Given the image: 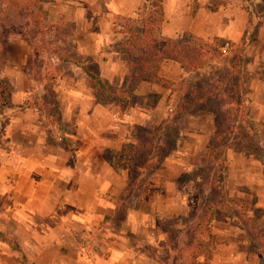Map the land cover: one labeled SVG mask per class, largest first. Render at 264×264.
<instances>
[{
    "label": "crops",
    "instance_id": "1",
    "mask_svg": "<svg viewBox=\"0 0 264 264\" xmlns=\"http://www.w3.org/2000/svg\"><path fill=\"white\" fill-rule=\"evenodd\" d=\"M161 3L159 33L176 38L186 30L182 25H188L183 23V1ZM40 4L46 22L72 25L66 37L57 36L56 45L84 58L60 62L50 57L51 64L70 74L55 78L49 103L40 97L42 85L36 93V100L50 109L49 122L27 103L30 94L22 63L30 51L28 44L17 35L4 40L0 75L10 90L9 105L0 110V264H162L157 250L166 249L167 230L178 234L182 227L175 222L166 229L158 221L180 220L189 213H195L196 220L212 201L207 198L209 186L178 188L179 177L203 166L206 133L196 128L198 122L192 116H179L175 123L185 120L187 126L178 131L177 147L144 178L145 191L132 201L131 193L124 199L127 206L118 221L121 205L114 201L121 203L124 197L126 173L114 171L101 153L110 148L117 154L120 145L131 139V125L160 122L171 109L173 94L139 82L132 95L142 98L151 90L158 94L154 106L146 110L128 100L119 113L111 101L95 102L84 71L96 72L111 87L126 85L125 56L116 48L126 34L114 31L113 16H135L142 0H43ZM88 7H92L91 16ZM99 12L101 18L93 19ZM222 15L224 28L216 35L236 42L244 29V16L234 22L226 12ZM254 30L251 42L255 46L250 50L248 45L245 56L257 70H264V20ZM173 66L184 70L172 61L161 64L162 68ZM247 85V118L258 126L256 137L264 148V79L252 78ZM225 156L222 186L226 196L245 199L249 191L255 197L251 206L264 208L261 163L237 150L228 149ZM198 178L195 174L188 184ZM220 213L223 223L230 219L224 210L213 211L212 232L220 240L212 247L211 264H263V249L248 259L245 228L215 226ZM234 213L237 217L235 209Z\"/></svg>",
    "mask_w": 264,
    "mask_h": 264
},
{
    "label": "rangeland",
    "instance_id": "2",
    "mask_svg": "<svg viewBox=\"0 0 264 264\" xmlns=\"http://www.w3.org/2000/svg\"><path fill=\"white\" fill-rule=\"evenodd\" d=\"M43 1V0H42ZM41 1V2H42ZM184 4L185 14L183 16V23H188V25H182V27L186 30H183L178 34L176 38L173 39H187L189 37L197 38L199 36H203L205 40H211L217 36L216 34L218 31L224 28V16L222 13H227L230 18L234 20H238L240 16H244L246 26V45L244 47L243 52V62L241 66L231 69L229 67V62L232 61L233 54L230 52L229 55L226 57L225 60H214L205 67L195 70V71H180L177 66L169 67V68H162L160 66L159 72L167 78L172 80H179L183 79L187 81L191 86L194 88H201V89H211L213 92L211 96L207 99V101L203 104H198L194 107V109L187 113L190 117L192 116L195 119L197 126L196 128L202 131H205V143L206 148L208 147H216L219 149L216 141H212L210 139V133H216L220 130H223L227 127L225 119L226 113L228 111L232 112V119H233V128L231 137L234 139L235 143H237L240 148L244 149L246 155L251 157V159L256 160L258 163H261L262 170L264 172V148L261 146L260 139L256 137V129L257 125L251 122L247 116L246 121H248V125L244 124V121L241 120V109L237 108V104L230 103L231 97L226 94L227 88H230L233 92L235 91L239 96L240 99L247 107V114L249 111V106L246 104L245 99L249 97V88L247 82L250 81L252 78L256 79H264V70H257L256 64H252L249 58L245 56L246 48L249 45V48L253 49L255 46L253 37L255 34L254 28L262 23L264 20V0H182ZM5 0H0V57L2 58V54L4 51V40L8 36L17 35L19 36L26 44L30 51L28 55L23 59L22 69L27 71L26 80L28 82V89L26 91L29 92L30 98L28 100V105L30 107L35 106L37 108V112L46 116L47 121L50 122V109L48 106L41 104L37 99L36 93L40 91V86L42 85L43 94H41V98L46 100V103L50 101V91H46L44 86L50 84L51 81L55 83V78L59 77L60 75L67 76L70 74V71H67L66 68L60 66H54L51 64L50 57L56 56L51 52L53 44H56L57 36L61 37L64 36L63 34H70L71 26L67 25L68 22H57L54 25L46 22L45 19V10L41 8V4H39V9L43 12V22L46 28H42L43 36L41 37L38 33L32 29L26 18L17 15L20 12H11L8 10L5 11ZM88 15H92V7H88ZM6 12V14H5ZM8 12V13H7ZM15 13V14H13ZM16 15V16H15ZM102 13L99 12L98 14H93V19H100ZM11 17L12 19L8 18ZM134 18L137 15L133 16ZM247 17H249V21L246 22ZM8 18V19H7ZM113 19H116V15L113 16ZM70 24V23H68ZM52 25V26H50ZM238 25V23L236 24ZM181 27V26H180ZM193 31H190V30ZM244 30V29H243ZM66 37V36H64ZM223 38V37H221ZM226 39V38H225ZM253 41V43L251 42ZM251 42V44H249ZM71 49V48H69ZM75 58V61L78 62L81 58L72 55ZM249 64V65H248ZM186 73V74H185ZM2 75V74H1ZM0 75V78H2ZM52 76V77H51ZM50 77L52 79H50ZM3 79V78H2ZM128 80V79H127ZM128 82V81H127ZM126 82V84H127ZM149 85H154L149 82H145ZM126 86V85H125ZM122 86V87H125ZM120 88V87H118ZM171 92V91H170ZM157 93L152 92L151 90L145 92L142 98L134 97L132 94L127 98V101L139 103L141 108L149 110L155 104L154 96ZM173 96L170 99L171 109L166 110V114L164 117L161 118L160 122H154L149 125H139V129H137V133H142L141 130H149L152 136H143V140L152 139V145L160 149V152L168 151V147H173L174 149L177 147L179 141V134L177 139L174 138V134L179 131L180 128H185L187 123L185 120L182 123H175V120L172 119V112L175 108L177 96L172 92ZM43 103V101H42ZM128 103V102H127ZM236 107V109H234ZM118 108V107H117ZM119 111V108H118ZM119 113H121L119 111ZM209 119V120H208ZM225 119V120H224ZM205 121V123H204ZM199 124V125H198ZM135 125V124H133ZM138 125V124H136ZM211 125V126H210ZM132 127V125H131ZM130 127V128H131ZM162 132H158L155 134L153 131L155 128H161ZM211 128L210 132L207 130ZM167 130L170 131L167 133ZM144 135V134H142ZM132 140V139H130ZM261 143V144H260ZM262 147V148H261ZM172 148V149H173ZM171 149V150H172ZM206 149V150H207ZM229 149V148H228ZM218 150L219 158L215 161H205L203 166L199 167L196 171L192 169V172L187 175H182L178 178V188L182 191H188L190 188L199 189L202 186H209L208 197L210 200L209 203L220 201V203L228 210V212L232 215L229 216L230 219L226 222H222V217L224 216L220 213L216 220L215 226L218 229L227 228L229 226L233 227L235 225H239L240 228L244 229L243 222H239L237 217L234 213L235 202L229 203L228 196H226V190L223 188L222 184H224L223 176L225 171V162H226V151L228 150ZM231 149V148H230ZM231 150H237L236 148ZM157 151V149H156ZM239 152V151H238ZM150 157L152 156V152H149ZM156 153V152H155ZM163 158L162 160H164ZM194 159V158H193ZM221 159H224L222 162ZM161 160V159H160ZM156 158L155 163L160 161ZM161 160V161H162ZM195 160V159H194ZM225 163V164H224ZM154 164V165H156ZM152 164V166H154ZM152 166H150L149 170H152ZM195 174L198 175V180L192 182V184H188V180L192 178ZM217 184H220L221 191L216 187ZM142 190H138L132 192L130 195V201H132L133 196L138 195ZM255 197L247 191V196L244 200L254 203ZM132 204V202H131ZM243 208L242 205H240ZM240 211H244L248 217L245 222L250 223V221H259L264 222V208H253L249 206L247 211L245 209H241ZM233 209V210H232ZM253 209L257 212L253 213ZM204 210V209H203ZM202 210V211H203ZM204 212V211H203ZM227 212V211H225ZM195 213H189L188 216H185L182 219H177L176 223H181L182 231L173 232V230L169 229L171 226H167L169 228L168 237H166V249L164 250H157V254L159 256L160 262L162 264H182L187 255L189 254V250L186 249L182 250L183 244L185 243V236H183L184 231L191 226L195 220ZM222 216V217H221ZM194 222H192L193 220ZM191 220V221H190ZM261 220V221H260ZM168 221H158V225L162 226L164 223L167 224ZM246 230V237L248 241V259L250 255L254 253H259L262 250L256 242L252 239L251 235L249 234L248 230ZM220 240V238L218 237ZM218 246V245H216ZM214 245L213 249L216 248ZM171 248V250L169 249ZM213 264H215L213 262ZM264 264V261H263Z\"/></svg>",
    "mask_w": 264,
    "mask_h": 264
},
{
    "label": "trees",
    "instance_id": "3",
    "mask_svg": "<svg viewBox=\"0 0 264 264\" xmlns=\"http://www.w3.org/2000/svg\"><path fill=\"white\" fill-rule=\"evenodd\" d=\"M41 1L5 0V11L20 12L17 15L20 14L21 17L26 18L29 26L41 37L44 33L42 28H46L43 22L44 14L39 9ZM136 15L137 17L135 18L117 15L113 21L114 31L126 34L125 39L116 47L125 56L126 67L128 69V82L126 86L120 88L111 87L106 81L100 79L96 72L84 71V74L88 78L87 84L91 87V94L97 103L111 101L122 112L127 105V98L131 96L138 83L142 81L149 82L160 88L170 90L177 96L176 105L172 112V119L176 120L179 116L191 112L196 105L205 103L213 91L211 89L194 88L183 79L172 80L162 76L159 70L163 62H175L179 67L188 72L199 70L214 60H225L230 52L233 54L232 61L229 62L231 69L241 66L243 62L242 56L246 45V26L236 42L221 37H215L211 40H205L201 37H189L184 40L171 39L162 37L159 33V26L163 16L161 0H142L141 7L136 12ZM8 18L12 19L11 17ZM247 21H249V17H247ZM67 25L72 27L71 24L67 23ZM63 35L66 36V34ZM64 36L62 37L64 38ZM51 52L56 55L60 62H76L75 58L72 57L74 55L72 49L61 50L54 43ZM79 58L84 57L81 56ZM51 77L50 79H52ZM52 84H54L53 81L44 86L45 90L50 91ZM9 90L8 82L0 78V110L9 105ZM226 94L231 97L230 103L237 104V108L241 109L240 118L244 121V124L248 125L249 123L246 121L247 107L243 105L240 96L230 88H227ZM153 96L155 102L158 94ZM225 119H227V121H224L227 127L219 132L210 133V139L217 142L220 151L236 148L240 153L246 154L245 150L240 148L231 137L233 133L231 129L234 124L232 112L228 111ZM137 129H139V125H132L130 128L132 140L122 143L117 154L113 153L110 148H104L101 153L104 162L114 171L123 170L126 173L124 197L122 196L121 203L118 202V199L114 201L116 206L121 205L120 208L118 207V221L127 206L124 199L130 193L132 194V192L140 189L145 191L144 178L150 173V166L156 164V158L159 160L165 158L173 148L171 146L168 147V151L160 152L158 147L156 148L155 145H152V139L143 140V136L149 135L153 137V134L145 129L141 130L142 133H137ZM162 129L163 127L155 128L153 132L157 134L158 132H162ZM169 132L167 130V133ZM178 134V132L174 134L175 139L178 138ZM219 149L208 147L204 153V160H218L217 158L220 156ZM223 151L222 153L224 154L225 151ZM149 152H152L151 157ZM221 160L224 162V159ZM160 161H157V163ZM216 187L221 191L220 184H217ZM228 202H235L237 206L235 207V211L238 214L237 220L243 222L244 228L248 230L252 239L264 250V223L252 220L247 224L245 220L251 217H248L244 211H240V205L243 206L241 209H245L246 211L252 203L234 197H229ZM215 209L224 210V206L219 200L206 206L203 214L184 231L185 243L182 250H189V254L182 264H211L212 247L219 242L218 236L212 232L213 211ZM224 211H227L226 214L228 216H232L226 208ZM256 212L253 209V213ZM175 222L172 220L169 223L167 222V224L164 223L162 228L167 229L169 228L167 226H173Z\"/></svg>",
    "mask_w": 264,
    "mask_h": 264
}]
</instances>
